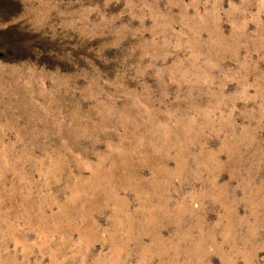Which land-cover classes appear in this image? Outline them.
<instances>
[{"label":"rangeland","instance_id":"374dc122","mask_svg":"<svg viewBox=\"0 0 264 264\" xmlns=\"http://www.w3.org/2000/svg\"><path fill=\"white\" fill-rule=\"evenodd\" d=\"M0 264H264V0H0Z\"/></svg>","mask_w":264,"mask_h":264}]
</instances>
